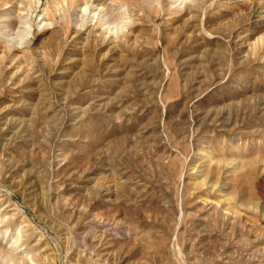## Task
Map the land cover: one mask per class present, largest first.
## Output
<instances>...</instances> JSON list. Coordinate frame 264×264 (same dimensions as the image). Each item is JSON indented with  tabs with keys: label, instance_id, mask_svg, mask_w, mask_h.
Instances as JSON below:
<instances>
[{
	"label": "rangeland",
	"instance_id": "374dc122",
	"mask_svg": "<svg viewBox=\"0 0 264 264\" xmlns=\"http://www.w3.org/2000/svg\"><path fill=\"white\" fill-rule=\"evenodd\" d=\"M183 1L0 0V264H264V0Z\"/></svg>",
	"mask_w": 264,
	"mask_h": 264
},
{
	"label": "bare ground",
	"instance_id": "6f19581e",
	"mask_svg": "<svg viewBox=\"0 0 264 264\" xmlns=\"http://www.w3.org/2000/svg\"><path fill=\"white\" fill-rule=\"evenodd\" d=\"M203 1H205V0H203ZM183 3L185 4V5H187L188 3H190V1H188V0H184L183 1ZM193 5V4H192ZM207 7V6H206ZM120 27V26H119ZM123 29V28H122ZM116 34L118 33L117 32V28H116V32H115ZM112 35V34H111Z\"/></svg>",
	"mask_w": 264,
	"mask_h": 264
}]
</instances>
